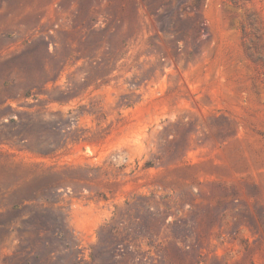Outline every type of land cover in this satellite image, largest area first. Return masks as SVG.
<instances>
[{"label": "rangeland", "instance_id": "1", "mask_svg": "<svg viewBox=\"0 0 264 264\" xmlns=\"http://www.w3.org/2000/svg\"><path fill=\"white\" fill-rule=\"evenodd\" d=\"M0 264H264V0H0Z\"/></svg>", "mask_w": 264, "mask_h": 264}, {"label": "trees", "instance_id": "2", "mask_svg": "<svg viewBox=\"0 0 264 264\" xmlns=\"http://www.w3.org/2000/svg\"><path fill=\"white\" fill-rule=\"evenodd\" d=\"M196 7H197L196 14L198 15V18H200V20H198L197 22L194 23L193 30L198 33V32H200V30L202 28L206 29V26H205L204 22L201 19V9H200V6H196ZM190 10L193 11L194 9L191 8ZM208 38H209V36H207V39Z\"/></svg>", "mask_w": 264, "mask_h": 264}]
</instances>
